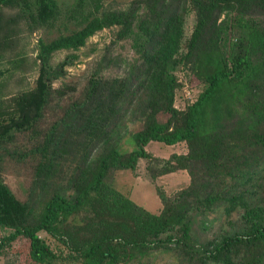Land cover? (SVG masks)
Masks as SVG:
<instances>
[{"label": "rangeland", "instance_id": "rangeland-1", "mask_svg": "<svg viewBox=\"0 0 264 264\" xmlns=\"http://www.w3.org/2000/svg\"><path fill=\"white\" fill-rule=\"evenodd\" d=\"M135 2L17 0L13 6L1 4L0 181L23 208L18 227L37 224L53 196L75 198L94 179L101 159L112 150L128 156L136 149L135 135L145 131L153 120L168 121L169 116L163 112L166 92L161 95L157 89L161 82L175 80L174 107L183 114L208 88L209 74L216 65L232 66L237 56L247 55L253 70L264 71V8L217 15L205 29L201 42L192 48L200 22L192 0H165L161 27L167 19L173 20L169 33L172 39H164L166 26L156 34L155 27L143 30L138 25L121 41L116 39V28L98 30L80 49H63L51 55L52 68L67 58L71 64L64 67L63 76L53 81L52 90L41 104L25 110L18 106L14 99L37 87L41 41L50 43L84 27L78 25L79 14L72 16L75 10H82L81 14L101 6L103 11L126 10ZM212 38L218 40L214 49ZM209 54H215L213 60ZM250 83L251 106L261 112L239 107L238 112L223 120L219 134L225 145L220 159L210 162L203 158L193 166L186 165V161L176 163L173 156L190 154L188 143L168 146L152 142L146 147L152 160L140 161L136 171H112L108 187L131 202L137 212L160 215L165 208L162 196L175 198L193 180L197 185L203 181L215 183L218 179L211 177L210 171L218 164L216 169L230 172L221 181V192L236 183L244 168L245 173L250 165H264L263 156L256 160L254 148L243 146L237 153L229 151V145L235 144L241 133L264 130V75ZM169 161L175 171L162 173ZM263 170L264 166L260 171ZM250 185L249 189L239 187L237 193L250 207L238 201L232 210L220 204L216 209L191 214L196 242L207 245L246 234L254 224L264 227V172L259 181L252 180ZM110 206L120 208L111 203L105 191L64 220L57 235L41 232L52 250L46 264H83L81 247L88 237L100 233L112 221L132 224L133 211ZM13 232L14 227L0 228V241ZM0 264H37L30 256V241L21 237L7 244L0 252ZM115 264L186 263L175 252L164 254L161 250L148 259Z\"/></svg>", "mask_w": 264, "mask_h": 264}, {"label": "trees", "instance_id": "trees-1", "mask_svg": "<svg viewBox=\"0 0 264 264\" xmlns=\"http://www.w3.org/2000/svg\"><path fill=\"white\" fill-rule=\"evenodd\" d=\"M16 1L0 0V7L1 4L13 6ZM164 3L165 0H136L126 10L103 11V6L101 9L96 7V10L82 14V10H75L72 16L76 18L79 14L78 25L84 24V27L73 35L61 37L50 43L41 41L38 58L41 69L37 87L14 101L23 108L22 110L37 103L41 104L52 90L53 81L63 76L64 67L71 64L70 58H67L58 67L52 68L51 55L63 49H80L98 30L116 28V39L121 41L130 36L138 25L143 30L155 27L156 34L166 26L163 32L164 39H172L169 33L173 29L171 25L173 20L167 19L168 22L166 20L161 27L163 20L161 11ZM192 3L200 18L192 48L201 42L205 29L217 15L227 11L245 13L249 8L252 10L264 8V0H192ZM2 13L0 8V15ZM219 33L220 31L217 33V39ZM217 39L210 40L212 49L216 48ZM214 55L207 56L211 59ZM253 66L251 57L247 55L237 56L232 66L226 64L221 68L220 64L216 65L209 74L208 88L183 114L174 107L177 87L175 80L169 78L165 84L161 82L157 89L161 95L166 92L167 99L163 112L169 116L168 121L162 123L157 118L145 131L137 133L133 139L136 149L128 156L122 155L117 150L108 153L101 159L94 179L75 198L53 196L45 207L42 219L32 227L17 226V219L23 214V208L9 187L0 181V228H15V232L0 241V252L7 244L25 237L30 241V256L33 262L46 264L52 256V250L41 238L40 233L57 235L58 227L64 220L77 214L91 204L97 195L106 191L111 203L120 207L110 206V208L133 211V221L132 224L131 222L117 224L112 221L104 225L103 231L88 237L81 247L83 264H115L123 261L127 263L137 258L148 259L161 250L164 254L175 252L186 264H264V227L261 224H254V228L241 236L226 237L220 242L201 245L195 241L190 218L194 212L203 209L213 210L220 204L228 205L230 210L237 206L238 201L241 205L250 207L248 201L241 199L242 197L237 193L239 187L244 189L248 186L249 189L252 180L259 181L264 172L260 169L264 165L254 167L250 162L246 172L244 173V168L241 176L236 177L237 184L221 192V181L230 172L219 171L216 169L218 164L210 171L211 177L218 179L215 183L209 184L203 181L202 184L197 185V181L193 180L191 186L181 191L175 198L168 199L162 196L165 208L160 215L137 212V208L131 202L123 200L116 191L108 187V179L112 171H136L140 161L152 160V156L146 150L152 142L164 143L168 146L188 143L190 154L173 156L172 160L176 163L186 161V165L193 166L196 161L203 158L210 162L220 159L221 148L225 145L224 138L219 134L223 120L230 117L233 112H238L239 107L243 110L248 107L254 113L261 112L251 106L250 95L253 91L250 82L260 80L264 71L260 68L253 70ZM239 78L242 79L240 82L237 81ZM240 136L235 144L229 145L230 152L237 153L243 146H249L258 154L256 160H259L260 156L264 158V130L250 129ZM162 169V173H171L176 168L172 165V161H169ZM203 170L206 173L208 171L206 167ZM173 247L177 249L174 250Z\"/></svg>", "mask_w": 264, "mask_h": 264}]
</instances>
